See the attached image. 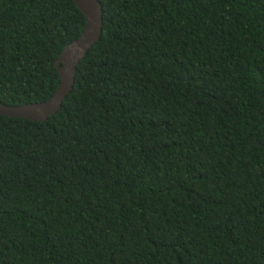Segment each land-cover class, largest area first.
Listing matches in <instances>:
<instances>
[{
    "label": "trees",
    "instance_id": "trees-1",
    "mask_svg": "<svg viewBox=\"0 0 264 264\" xmlns=\"http://www.w3.org/2000/svg\"><path fill=\"white\" fill-rule=\"evenodd\" d=\"M43 121L0 115V264H264V0H99ZM74 0H0V102L51 97Z\"/></svg>",
    "mask_w": 264,
    "mask_h": 264
},
{
    "label": "water",
    "instance_id": "water-1",
    "mask_svg": "<svg viewBox=\"0 0 264 264\" xmlns=\"http://www.w3.org/2000/svg\"><path fill=\"white\" fill-rule=\"evenodd\" d=\"M85 16V27L78 38L68 43L54 62L59 83L54 94L40 102L8 105L0 102V115L43 121L60 110L75 82V68L94 45L102 30V5L99 0H74Z\"/></svg>",
    "mask_w": 264,
    "mask_h": 264
}]
</instances>
